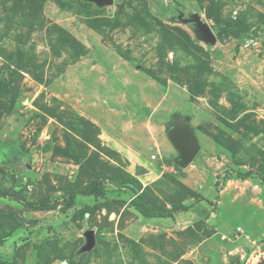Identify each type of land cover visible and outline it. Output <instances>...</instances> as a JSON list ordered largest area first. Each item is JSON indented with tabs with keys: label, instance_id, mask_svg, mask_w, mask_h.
<instances>
[{
	"label": "rangeland",
	"instance_id": "374dc122",
	"mask_svg": "<svg viewBox=\"0 0 264 264\" xmlns=\"http://www.w3.org/2000/svg\"><path fill=\"white\" fill-rule=\"evenodd\" d=\"M234 257L264 258V0H0V264Z\"/></svg>",
	"mask_w": 264,
	"mask_h": 264
},
{
	"label": "water",
	"instance_id": "95a60500",
	"mask_svg": "<svg viewBox=\"0 0 264 264\" xmlns=\"http://www.w3.org/2000/svg\"><path fill=\"white\" fill-rule=\"evenodd\" d=\"M98 4H106L112 0H93ZM170 139L177 150V162L186 166L190 164L199 151V143L193 130L185 124H179L175 130L170 132ZM88 243H91V230L86 231Z\"/></svg>",
	"mask_w": 264,
	"mask_h": 264
},
{
	"label": "trees",
	"instance_id": "16d2710c",
	"mask_svg": "<svg viewBox=\"0 0 264 264\" xmlns=\"http://www.w3.org/2000/svg\"><path fill=\"white\" fill-rule=\"evenodd\" d=\"M95 195L99 194L97 190H93L91 192ZM202 197V196H200ZM203 198V197H202ZM205 199V198H203ZM72 200V197L70 198ZM131 205L144 217H171L173 218L172 214L170 212H160L156 209H154L152 206H150L148 203L144 202L140 194L135 195L131 199ZM184 210V209H182ZM263 260H261L258 264H261ZM230 264H239L235 259L230 260ZM241 264V263H240Z\"/></svg>",
	"mask_w": 264,
	"mask_h": 264
},
{
	"label": "crops",
	"instance_id": "0c3cea01",
	"mask_svg": "<svg viewBox=\"0 0 264 264\" xmlns=\"http://www.w3.org/2000/svg\"><path fill=\"white\" fill-rule=\"evenodd\" d=\"M146 218H155V217H146ZM232 259H235L239 264L241 263L240 260H239V258H237V257H236V258L234 257V258H232ZM261 260H264V258H262ZM261 260H260V261H261ZM251 263H252V262H251L250 260H247V262H246L245 264H251ZM223 264H230V261H228V263H224V262H223ZM255 264H258V263L256 262ZM262 264H264V261H263Z\"/></svg>",
	"mask_w": 264,
	"mask_h": 264
},
{
	"label": "built area",
	"instance_id": "2783aa9c",
	"mask_svg": "<svg viewBox=\"0 0 264 264\" xmlns=\"http://www.w3.org/2000/svg\"><path fill=\"white\" fill-rule=\"evenodd\" d=\"M237 230H238V231H240V230H241V228H240V227H237Z\"/></svg>",
	"mask_w": 264,
	"mask_h": 264
}]
</instances>
